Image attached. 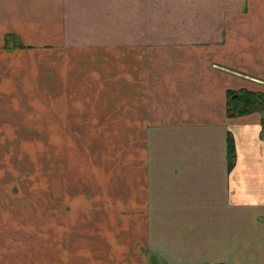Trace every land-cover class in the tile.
I'll return each instance as SVG.
<instances>
[{"label": "crops", "instance_id": "0c3cea01", "mask_svg": "<svg viewBox=\"0 0 264 264\" xmlns=\"http://www.w3.org/2000/svg\"><path fill=\"white\" fill-rule=\"evenodd\" d=\"M242 89L264 90V0H0V264H264Z\"/></svg>", "mask_w": 264, "mask_h": 264}, {"label": "rangeland", "instance_id": "374dc122", "mask_svg": "<svg viewBox=\"0 0 264 264\" xmlns=\"http://www.w3.org/2000/svg\"><path fill=\"white\" fill-rule=\"evenodd\" d=\"M148 51H149V54L150 55H153L154 57L152 58V60L153 59H155V61H156V48L155 49H148ZM153 64H155V63H153ZM156 65V64H155ZM155 75H156V73H155ZM117 102L118 101H116V102H112V104L114 105V104H117ZM156 109V108H155ZM154 109V110H155ZM39 110H40V107H33V114H34V116L36 117L37 116V114L39 113ZM53 109H52V107H50V109H49V112H50V119H54L55 120V118H53V116H55L56 114H55V112L54 111H52ZM156 113V112H155ZM86 114H88V109H87V111H85V112H83L82 111V113H81V115H82V117H81V126H82V134H84V133H87L88 132V128H87V124H86V120H85V117H84V115H86ZM130 126H128V128H129ZM131 138H129V139H125L124 137H122V138H120V139H118V140H116V141H114L115 143H111V144H114L115 146H112L109 150H106V148L104 149V146L106 145V144H109V140H107V139H102L100 142L98 141V144H96V142H95V145H89L88 143H86V145L85 144H83L82 143V138H76L73 142H68L67 140H65V142H64V144H63V146L61 145V147H63V150H64V152L65 153H71V150H72V148L73 147H75L76 146V150H84V147L86 146V148H88V146H90V147H93V148H95L96 149V151L97 152H104V151H108V152H114V151H116V150H119L118 149V144H120V143H125V145L128 143H130L131 145H134L135 143H132V142H130L129 140H130ZM53 146L54 147H56V143L55 144H53ZM125 153H126V151H134V149L133 148H130V149H128V150H126V149H124L123 150ZM112 156H114V154H111ZM126 156H127V154H126ZM118 157H120L122 160H124L125 161V154L124 153H122V155L120 156H118ZM128 157V156H127ZM135 157V154H133L132 156H130L129 158H134ZM83 159V158H82ZM118 167H124V165H123V163L122 164H119L118 165Z\"/></svg>", "mask_w": 264, "mask_h": 264}, {"label": "trees", "instance_id": "16d2710c", "mask_svg": "<svg viewBox=\"0 0 264 264\" xmlns=\"http://www.w3.org/2000/svg\"><path fill=\"white\" fill-rule=\"evenodd\" d=\"M258 108L264 111V90H240L239 92H230L227 100L228 114H237ZM229 159L233 158V144L229 143ZM218 264V263H213Z\"/></svg>", "mask_w": 264, "mask_h": 264}]
</instances>
